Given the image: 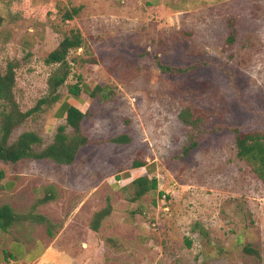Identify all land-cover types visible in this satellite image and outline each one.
<instances>
[{
  "label": "rangeland",
  "instance_id": "rangeland-1",
  "mask_svg": "<svg viewBox=\"0 0 264 264\" xmlns=\"http://www.w3.org/2000/svg\"><path fill=\"white\" fill-rule=\"evenodd\" d=\"M74 7L79 14L63 20ZM0 16V66L20 63L15 97L23 111L47 93L54 69L44 63L47 55L72 31L82 39L69 52L60 100L13 139L32 131L49 144L65 124L57 118L63 100L86 112L91 101L72 98L69 85H108L113 92L75 164L0 163L14 184L11 194L0 191V206L26 213L42 189L55 195L38 208L53 237L45 225L21 227L40 241L42 257L13 264H264V185L237 157L230 134H207L183 156L188 129L177 118L190 107L243 132H264V0H0ZM229 19L237 30L233 46L226 42ZM156 59L184 71L167 75ZM120 134L131 142L97 143ZM135 160L146 166L133 169ZM145 175L157 189L131 202L132 181ZM107 204L111 215L95 234L89 222ZM195 223L208 242L191 232Z\"/></svg>",
  "mask_w": 264,
  "mask_h": 264
},
{
  "label": "trees",
  "instance_id": "trees-1",
  "mask_svg": "<svg viewBox=\"0 0 264 264\" xmlns=\"http://www.w3.org/2000/svg\"><path fill=\"white\" fill-rule=\"evenodd\" d=\"M80 10L81 7L70 9L63 15V20H72L79 14ZM2 23L3 19L0 16V30ZM228 27L230 32L226 42L233 46L237 40L234 19L228 20ZM81 45L82 39L79 32L72 31L47 55L44 63L54 67L46 81L47 93L26 111L21 109L15 97V70L20 66V63L9 61L4 68L0 66V163L16 164L25 160H34L48 161L57 166H70L77 161L80 150L93 142L87 133V129L100 112L102 105L112 100L113 92L108 85H96L90 88L80 82L69 85L68 93L74 99H79L81 94L87 96L91 101V106L86 112H82L67 100L61 101L57 118L64 119L65 124L57 127L49 144L44 146L41 137L32 131L22 132L15 139L12 138L16 129L29 119L39 116L45 111V108L51 107L60 100L59 90L64 87L71 74V66L67 59L69 52ZM91 63L94 64L93 61ZM156 64L158 69L167 75L184 71L179 67L165 65L159 59H156ZM177 118L180 124L188 129L187 144L182 148L183 156H188L196 150L199 147L200 139L207 134H230L233 138L237 157L248 165L250 173L264 185V132H243L238 126L229 125L225 121L215 122L198 114L196 110L190 107L181 109ZM67 128L71 129V133L66 132ZM106 142L115 145L128 144L131 142V138L126 134H120L105 141H97V143ZM145 166L146 163L141 160H135L132 163L133 169ZM149 171L152 170L149 169ZM124 176L127 177L128 175ZM3 178L4 172L0 171V181ZM131 184L133 187V193L130 196L131 202H136L149 191L157 189L156 179H149L147 175L136 178ZM53 191L52 187L42 189L43 197L38 199L31 210L26 213H17L8 204L1 205L0 231L6 232L19 224L29 223L31 225H45L47 235L53 237V226L50 221L46 216L38 213L39 207L55 199ZM111 212L110 204L95 212L89 222V229L95 234L98 233L102 222L111 215ZM191 232L197 233L206 242L209 241L207 232L199 223L193 225ZM105 241L110 245L111 239ZM191 244L190 239L185 240L186 247H191ZM242 251L260 259L259 252L250 245H244Z\"/></svg>",
  "mask_w": 264,
  "mask_h": 264
},
{
  "label": "crops",
  "instance_id": "crops-1",
  "mask_svg": "<svg viewBox=\"0 0 264 264\" xmlns=\"http://www.w3.org/2000/svg\"><path fill=\"white\" fill-rule=\"evenodd\" d=\"M5 176L4 173V178L0 181V191L11 194L14 184L12 181L6 180ZM24 224L26 223L19 224L6 232L0 231V264H13L14 261L33 262L42 257L43 247H41L40 241L32 234L30 235L29 229L21 231ZM27 224L31 226V224ZM30 245L32 246L30 247Z\"/></svg>",
  "mask_w": 264,
  "mask_h": 264
}]
</instances>
